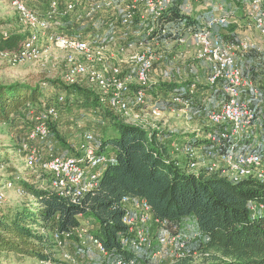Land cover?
<instances>
[{"label":"trees","instance_id":"trees-1","mask_svg":"<svg viewBox=\"0 0 264 264\" xmlns=\"http://www.w3.org/2000/svg\"><path fill=\"white\" fill-rule=\"evenodd\" d=\"M52 1L29 0L26 5L45 16ZM60 1L63 7L66 0ZM257 1L261 3L256 5ZM34 2H37V9L33 6ZM233 2L237 4L238 15L232 14L234 22L224 28L235 35L241 27L239 22L244 23L246 19L252 22L251 17L256 6L264 11V0ZM128 3L129 0H118V10L114 9L103 13L105 16L100 14L96 17L105 18L107 27H125L120 20L122 9ZM184 11V1L175 0L157 21L151 23V26L155 27L156 44L159 39L171 36L168 30L178 25L186 24L185 28L191 30L199 24L197 19L186 16ZM78 12L79 10L65 17H56V20L64 19V23L68 25L69 32L61 33L62 35L79 36L77 25H82L84 18L78 15L81 20L77 21L78 17L73 16ZM139 22L138 17L132 26ZM162 29H166L167 34H161ZM128 35L125 37L123 49H128L129 44H140L141 40L136 43L137 39L134 41V37L131 36L132 40ZM29 36V32L0 33V54L21 52ZM107 42L110 44L111 41ZM144 42L148 43L149 40ZM259 55L264 57L263 53ZM52 84L62 85V90L67 92L66 97H51L39 86L30 84L0 83V126L14 128L25 125L28 128L29 143V132L34 125L31 120L32 113L41 114L45 107H55L60 117V107L71 110L70 104L74 101L84 104L100 118L103 126L98 139V151L106 159L104 170L97 187L85 194L79 203H72L53 190L52 175L36 165L45 174L48 185L40 189L26 184L22 189V197L28 198L32 205L0 211V259L13 256L20 260L32 259L41 264H54L55 250H59L54 234L85 231L87 240L89 237L98 240L114 262L121 259L140 260L141 255L126 249L122 243L129 235L127 226L123 224L125 209L122 201L129 198L144 199L149 203L152 214L150 230L154 229L157 235L183 234L190 238L192 246L189 245L188 257L191 260L183 259V264H192L194 253H198L207 263L212 264H264V179L249 177L234 182L223 174L222 170H211V167L204 166L197 171L192 170L185 155L184 158H177L172 152V145L177 144L174 138L177 139L178 135L161 128L146 129L127 123L120 113L112 109L111 95L103 94L87 82L66 85L62 81ZM192 85L197 87L196 91L203 90V87L190 82L156 85L149 83L144 90L147 95L154 96L158 91H163L171 96L170 100L190 99L189 88ZM206 87L214 89L215 86ZM61 97L62 102L59 101ZM211 112L213 110L209 113ZM59 124V118L49 120L50 136L60 138ZM215 130L216 128L212 127L191 134L180 146L194 144L207 155L212 147L207 136L216 132ZM30 144L33 145L32 142ZM23 145L18 150L19 154L24 156L20 153ZM258 147L256 151L264 152V146ZM69 150L73 153L75 147L70 145ZM8 181L16 184V181ZM85 215L96 220L97 224H94L93 229L89 228V221L80 220V217ZM192 216L196 219L197 227L183 223ZM187 226L192 227V230ZM70 242L81 246L77 237ZM100 259L108 262L103 257ZM107 262L105 264H108Z\"/></svg>","mask_w":264,"mask_h":264},{"label":"built area","instance_id":"built-area-1","mask_svg":"<svg viewBox=\"0 0 264 264\" xmlns=\"http://www.w3.org/2000/svg\"><path fill=\"white\" fill-rule=\"evenodd\" d=\"M85 1L66 0L62 7L60 0H53L49 12L44 16L30 9L23 1L12 0L11 6L18 13L23 27L29 31L30 36L21 52L4 55L9 57L15 65H21L31 60L40 59L45 43H53L69 53L66 57L67 70L63 77L66 85L87 82L90 86L102 91L103 94H110L112 109L120 113L126 122L137 116L136 120H139L140 115H144V112L152 119H161L162 111L159 107L147 109L148 95L144 90L149 84V76L155 58L151 43L156 45L157 41L154 35L155 27L151 26V23L157 21L175 0H129V3L125 4L122 9L120 20L122 25L131 27L139 17V23L143 27V42L141 40L139 44L143 46L142 51L131 55L126 63L132 74L126 73L121 65H110L113 56L109 55L111 46L109 43H105V39L93 42L94 40L85 39L80 35L69 37L52 32L53 23L58 16L65 17L83 9L85 18L92 21L96 15L120 8L115 0H87V4L84 3ZM260 3L261 1H257L256 5ZM227 21V17L220 16L203 25L194 34V40L199 46L198 59L209 65L208 85L219 87L222 92L219 108L209 113V121L216 128V132L207 136L212 147L209 148L210 152L206 156L222 163V173L234 182L249 177L264 179V173L259 171L263 165L264 152L249 150L248 146L242 144V139L249 130L251 131L260 121L264 124V116L261 117L262 112L259 109L242 99L243 91L252 88V84L246 82L242 67L236 56L230 51L235 47L242 55H247L257 48L245 40L239 41L235 46V44H227L214 37L215 30L226 26ZM252 22L253 27L264 37V11H261L257 6L252 14ZM161 34H167V30L162 29ZM147 39L149 42H144ZM180 42L185 43V40L181 39ZM133 47L132 44H129L128 49ZM81 54L85 55L84 61L77 58V55ZM132 87L134 88L132 89ZM194 88L195 86L192 85L191 93ZM189 100V98H174V102L184 104H187ZM59 101L62 102L63 97ZM134 109L139 112L137 116L133 115ZM31 115L34 125L29 132V143L21 147L20 153L24 154L28 165H38L45 173L52 175V188L55 192L68 198L72 203H79L85 194L97 187L103 171L102 167L106 163L105 157L98 151V140L91 133H86L77 149L79 155H50L49 159L41 162L39 160L40 151L30 142L45 143L50 137L48 122L50 119L58 120L59 113L55 107H45L41 114L32 113ZM140 123L130 124L152 129L151 126L147 127ZM179 146L178 144L174 146L177 151H179ZM197 149L198 147L194 144L185 145L181 149L190 161L192 170H198L196 168L199 165ZM215 166L217 165L215 164ZM215 166L211 167V170L215 169ZM1 187L11 190L15 188V185L12 182L0 185V205L6 197L5 191ZM18 193L20 196L24 194L22 190H19ZM122 204L125 209L123 224L129 231V235L123 239L122 243L126 249L141 255V259L129 261L121 259L114 262L98 240L94 237H89L88 240L97 248L98 254L108 260V263L158 264V260L161 262V253L153 249L150 239L152 214L149 203L144 199L125 198ZM74 237L79 240H87L88 236L85 231L54 234L58 249L62 251V259L71 264L76 262L72 260L66 247ZM159 241L162 246L168 247L177 259L185 258V255L190 252L191 240L183 234L161 236ZM147 254L148 256H146ZM144 257L148 260H145Z\"/></svg>","mask_w":264,"mask_h":264},{"label":"rangeland","instance_id":"rangeland-1","mask_svg":"<svg viewBox=\"0 0 264 264\" xmlns=\"http://www.w3.org/2000/svg\"><path fill=\"white\" fill-rule=\"evenodd\" d=\"M11 1L12 0H0V33L25 34L29 31L23 27L18 13L11 6ZM21 1L27 4L29 0ZM183 1L185 3V15L197 19L199 24L191 30L185 28L186 24L178 25L168 30L171 36L165 37V39H159L160 41H158L156 45L151 43L155 58L153 69L149 76V83L156 85L170 82H176L178 84L190 82L203 87V90L196 91L197 87H195L193 93L190 92L191 98L187 104L174 102V99L170 100L169 97L171 96L163 91H158L155 96L154 94L148 95L146 103L147 109L159 107L162 111V118L155 120L148 117V115L146 116L144 112V115L141 114L139 120H136L138 119L137 114L139 112L134 109L135 112L133 115L137 117L127 121L129 124L141 122L147 125V127L151 126L154 130L161 128L169 133L177 130L175 134L178 135V137H185V134H195L203 132L206 129H211L213 126L209 121V112L217 110L222 101V92L219 87H214V89L206 87L210 86L208 85L210 69L207 62L198 59L199 46L194 40V34L200 26L202 27V25L220 16L227 17L228 21L226 26H230L234 22L231 15H238L237 4L233 2V0ZM87 2L86 0L84 3L87 4ZM115 2L117 4L118 0H115ZM33 4L37 9V2ZM115 10L118 9L115 8ZM78 15L84 18V20L81 21L82 25H77L76 30L78 35L88 40H94L93 42L99 41L101 37L105 39L106 43H108L107 41H111L109 55L113 56V59L110 65H121L126 73L132 74L131 69L128 68L126 63L129 61L131 55L142 51L143 46L136 45L132 49H122V47L125 42V37L128 34V37H134L130 39L133 38L134 41L137 39L136 43L140 40L143 42V27H141L140 23L131 27H123L120 25H116L115 27L114 25H110L107 27L105 25L107 21L104 20L105 18L101 17L105 16V14L95 17L92 21L85 18L83 9H79L77 15L73 16L74 18L78 17L76 18L77 21L81 20ZM102 21H104V23H102ZM64 22V19H57L53 23L52 32L56 34H67L69 29L68 25ZM57 23H59L58 26ZM239 23L241 27L235 35L226 28L219 27L215 30L213 36L222 40L224 43L235 44V46L239 41L245 40L252 43L257 48V50L244 56L236 50L235 47L231 48L230 51L236 56L237 61L242 67L246 82L252 84V88L243 91L242 99L259 109L262 112L261 117H263L264 57L259 54L263 53L264 55V37L253 27L251 20L246 19L244 23ZM72 32L73 31H71V33ZM139 33L140 35H138ZM181 39H184L185 43L180 42ZM68 54V51L58 48L53 43H45L40 59L31 60L21 65H15L9 57L0 54V83L12 84L20 82L30 84L32 86H39L44 93L49 94L51 97H66L67 92L62 90L63 86L59 84L53 85L52 82L62 83L67 70L66 57ZM84 56L85 55L82 54L77 55V58L84 61ZM260 58L261 60H259ZM246 60L247 62H245ZM257 60H259V62H257ZM254 92H257V94H254ZM70 109L71 110H67L64 107H60L59 109L60 138L51 135L44 144L34 142L33 145L40 151L39 160L41 162L42 160L49 159V154L54 156L76 155L75 153H77V149L86 133H91L97 140L100 138L103 126H101L102 123L100 118L96 116L91 109L75 101L70 104ZM27 132L28 128L23 124L14 128L0 126V185L10 182L8 180L16 181L15 188L11 190L1 187L5 191L6 197L5 201L0 205V211L32 205L28 198H23L18 193L26 184L40 189L48 185L45 174L36 165H28L25 157L19 154L18 149L20 146L28 143ZM244 136L242 144L248 146L249 150L256 151L259 149L258 146H264L263 123L261 121L258 122L252 130H249L248 134ZM70 145L75 147V152L72 153V151L69 150ZM175 145L176 144L172 145V152L176 154L177 158H184V153L181 151L182 147L179 146V151H177L174 147ZM42 157H45V159ZM197 158L199 165L196 168L198 169L203 166L214 167L216 164L217 166H215V169L223 170L221 166L222 163L214 159H209L198 149ZM102 169L104 170V166ZM259 171L264 173V161ZM80 220L82 222L89 221L88 226L90 229H93L94 224H97L96 220L89 215L80 217ZM183 223H189L191 224L190 226L197 227L194 216L188 218ZM187 227L189 228V226ZM181 229H183V227ZM151 231L152 235H150V239L152 240L153 249L161 253V262L158 260V264H183L181 261L189 258V253L186 254L183 259L175 258L168 247L160 244V237L166 236V234L161 233V235H157L154 229ZM78 243H80L81 246L77 252H75L74 246L66 247L70 257L76 262L75 264H105L107 262L102 261L96 256L93 252L95 247L89 240L82 239L79 240ZM61 252V250H55L54 264H70L62 259L60 255ZM146 256H148V254ZM92 257H96L97 259L92 261ZM189 259L191 260V258ZM145 260H148V258H145ZM192 261V264L211 263H207L205 258L200 257L198 253L192 255ZM0 264L41 263L32 259L20 260L17 257L11 256L8 258L2 257L0 259ZM108 264L113 263L110 262Z\"/></svg>","mask_w":264,"mask_h":264},{"label":"crops","instance_id":"crops-1","mask_svg":"<svg viewBox=\"0 0 264 264\" xmlns=\"http://www.w3.org/2000/svg\"><path fill=\"white\" fill-rule=\"evenodd\" d=\"M244 56V55H243ZM245 60V59H244ZM245 62H247V60L245 61ZM257 62H259V60H257ZM191 91V90H190ZM194 91V90H193ZM191 98V97H190ZM165 124V123H164ZM172 134H175V133H177V130H175V131H172L171 132ZM189 135H191V134H185L184 136L185 137H178L177 139H175V141L177 142V144H179V145H181V143H183L185 140H187V139H189ZM32 144H34L33 142H32ZM32 146H34V145H32ZM51 154H49V156H50ZM43 159H45V157H42ZM180 158V157H179ZM189 230H192L191 228H188ZM188 229H187V231H188ZM69 246H74L75 248V252H77V250L80 248V246H77V244H75V243H71V242H69L68 243V246L67 247H69ZM95 247V246H94ZM93 252L96 254V256L98 257V258H101L100 257V255L98 254V251H97V248L95 247V250H93ZM92 259V261L93 260H96L97 258L96 257H92L91 258Z\"/></svg>","mask_w":264,"mask_h":264}]
</instances>
